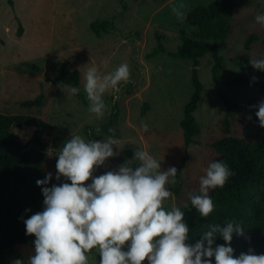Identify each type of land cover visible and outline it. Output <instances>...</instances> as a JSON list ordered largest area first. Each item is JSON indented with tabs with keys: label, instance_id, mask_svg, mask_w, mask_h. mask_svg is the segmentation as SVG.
I'll return each instance as SVG.
<instances>
[{
	"label": "rangeland",
	"instance_id": "1",
	"mask_svg": "<svg viewBox=\"0 0 264 264\" xmlns=\"http://www.w3.org/2000/svg\"><path fill=\"white\" fill-rule=\"evenodd\" d=\"M215 0H0V112L10 115L36 116L51 123L56 132L44 133L49 149L58 150L71 134L86 140L102 141L103 126L113 129L121 141L117 155L97 168L99 176L118 169L122 151H130L123 158L133 159L134 151L147 150L161 161L162 170L180 167L187 153L181 122L185 106L193 94L192 61L177 60L176 53L182 41L180 31L191 35L194 29L184 22L187 11L194 6H209ZM258 12H264V0H246L245 7L234 15V33L220 46L226 70L219 85H215L212 54L201 61L200 79L204 84L203 102L195 113L201 126L200 143L188 148L191 160L184 169L186 189L181 197L164 202L168 209L173 204L181 207L189 193L199 189V178L216 158L212 144L224 135V120L230 119L232 134L242 137L244 128L253 126L251 111L262 102V97L247 86L228 88L226 83L243 72L231 62L246 52L245 43L250 32L264 39V26L255 22ZM96 20L113 21L112 34L101 38L91 30ZM22 26L23 32L19 33ZM160 37L165 52L150 55L158 47ZM252 59L264 57L255 45L249 52ZM93 62L106 74L121 63L130 68V79L122 83L118 99L106 94L108 110L102 119L89 113L81 99L63 92L53 79L63 63L78 70ZM86 69L80 70L82 74ZM226 99L242 102L236 112L229 111ZM44 96L42 106L23 104ZM245 105V106H243ZM117 106L120 116L109 121ZM150 107V108H149ZM148 108L146 115L143 111ZM148 130L144 131L142 125ZM30 137V138H29ZM29 138V139H28ZM27 137V141L31 139ZM58 157H49V171ZM174 179V178H172ZM91 183V180H90ZM172 184L170 190L173 191ZM95 250H93L94 253ZM9 264L15 259L27 260L34 255V243L11 249L7 253ZM92 256L98 264L99 256Z\"/></svg>",
	"mask_w": 264,
	"mask_h": 264
},
{
	"label": "clouds",
	"instance_id": "2",
	"mask_svg": "<svg viewBox=\"0 0 264 264\" xmlns=\"http://www.w3.org/2000/svg\"><path fill=\"white\" fill-rule=\"evenodd\" d=\"M255 22L264 26V12H258ZM256 70L264 71V57L250 61ZM83 90L89 101L88 111L102 119L108 105L105 95L118 99L120 86L130 79L129 65L121 63L114 70L101 74L91 61L81 67ZM63 92L76 95L80 88L62 83ZM255 111L264 128V101ZM148 130L146 124L142 125ZM112 131V130H110ZM121 141L112 136L102 141L86 140L71 134L58 150L48 149L49 157H58L57 175L70 183L51 185L53 175L37 180L44 196L42 211L23 219L26 234L34 236V255L27 260L15 259L12 264H264V254L254 249L235 257L230 246L233 236L244 235V228L235 220L224 224H207L194 244L189 243L190 228L179 206H164L178 170L175 166L162 170L161 161L147 150L134 151L118 169L94 175L117 155ZM232 175L227 164L210 162L199 178L198 192H190L192 207L203 218L214 211L210 191L223 188ZM91 180V183L88 181ZM27 211H31L30 209ZM217 238L226 244H216ZM93 250L94 253H93Z\"/></svg>",
	"mask_w": 264,
	"mask_h": 264
},
{
	"label": "trees",
	"instance_id": "3",
	"mask_svg": "<svg viewBox=\"0 0 264 264\" xmlns=\"http://www.w3.org/2000/svg\"><path fill=\"white\" fill-rule=\"evenodd\" d=\"M246 0H215L209 6H194L184 15V22L190 25L194 31L188 35L186 31H180L182 41L176 53L171 56L177 60L192 61L193 94L185 106L184 119L181 129L187 153L182 159L180 167H176L178 173L174 177L173 192L181 197L186 189L184 169L191 160L188 148L200 144L196 138L201 135V126L195 113L202 104L204 84L200 79L201 61L207 54H212L215 64L212 69V77L215 85H219L222 73L226 70L224 58L220 55V46L224 44L234 33V15L236 11L245 7ZM113 21H98L91 23V30L96 36L112 34ZM20 27L19 33L22 34ZM159 45L150 55L165 52L160 37ZM257 45L264 53V39L258 34H248L246 52L235 55L231 62L242 72L238 77L226 83L228 88L247 86L264 101V71L256 70L250 64L252 57L248 53ZM55 84L65 83L80 88V92L74 96L82 100L89 107L86 93L81 89L82 74L73 70L70 63L61 65L59 74L53 79ZM225 106L229 111L236 112L242 107V102L226 99L222 93ZM44 96L40 95L33 101L23 105L29 108L42 106ZM245 106V105H243ZM150 108V107H149ZM145 109L143 115L150 110ZM255 110L251 111L253 126L244 128L242 137L232 134L230 119L224 122V137L212 144V149L217 155L213 162L220 161L229 167L232 175L223 188L210 191L214 201V211L207 218H203L192 207L187 197L186 202L180 208L185 213V222L190 228L189 243H195L201 239L200 234L206 231L207 224H224L229 220H235L244 228V235L233 236L231 247L235 257L246 253L250 248L257 254H264V128L260 127ZM120 111L117 106L109 118V121H117ZM112 130V131H110ZM55 127L36 116L10 115L0 112V264H9L6 253L11 249L19 248L26 244H33L35 237L26 234L23 219L42 211L44 196L42 189L36 181L45 179L49 171L47 150L49 145L43 138L44 133L52 135ZM105 136H113V129L107 124L103 126ZM31 139L27 141V137ZM130 151H122L117 164H123L129 157ZM57 161V160H56ZM54 173L51 185L58 183H70L65 178L60 181L55 179L57 175L56 162L53 165ZM94 173H98V170ZM90 183V181H88ZM194 188L191 192H198ZM31 211H27V210ZM23 218V219H22ZM216 244H226L217 238ZM213 264L215 261L213 259Z\"/></svg>",
	"mask_w": 264,
	"mask_h": 264
}]
</instances>
